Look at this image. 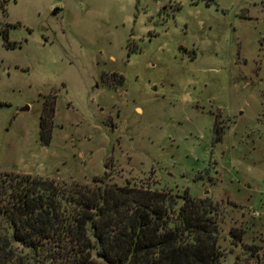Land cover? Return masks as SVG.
Instances as JSON below:
<instances>
[{"label": "rangeland", "instance_id": "rangeland-1", "mask_svg": "<svg viewBox=\"0 0 264 264\" xmlns=\"http://www.w3.org/2000/svg\"><path fill=\"white\" fill-rule=\"evenodd\" d=\"M3 172L186 192L264 264V0H0Z\"/></svg>", "mask_w": 264, "mask_h": 264}, {"label": "trees", "instance_id": "trees-1", "mask_svg": "<svg viewBox=\"0 0 264 264\" xmlns=\"http://www.w3.org/2000/svg\"><path fill=\"white\" fill-rule=\"evenodd\" d=\"M43 100L38 138H50ZM57 182L0 173V264H217L210 206L186 192L172 217L168 192L124 183ZM19 245L28 254H22Z\"/></svg>", "mask_w": 264, "mask_h": 264}, {"label": "water", "instance_id": "water-1", "mask_svg": "<svg viewBox=\"0 0 264 264\" xmlns=\"http://www.w3.org/2000/svg\"><path fill=\"white\" fill-rule=\"evenodd\" d=\"M54 11H52V13H53ZM21 109H26V106H24L23 108H21Z\"/></svg>", "mask_w": 264, "mask_h": 264}]
</instances>
